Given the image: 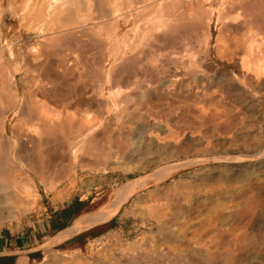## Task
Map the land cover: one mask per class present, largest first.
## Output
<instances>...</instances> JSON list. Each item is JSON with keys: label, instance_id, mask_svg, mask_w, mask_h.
Here are the masks:
<instances>
[{"label": "rangeland", "instance_id": "rangeland-1", "mask_svg": "<svg viewBox=\"0 0 264 264\" xmlns=\"http://www.w3.org/2000/svg\"><path fill=\"white\" fill-rule=\"evenodd\" d=\"M162 1L72 0L67 4L58 1L61 13L54 20L55 25L47 20L44 27H40L34 22H22L28 11L25 0H0V135H4L0 141L6 140L2 144L0 142L1 151L11 153L12 140L19 150L23 144L30 145L32 139L42 136L39 122L29 117V113L36 109L43 113L45 111L48 118L66 117L67 110L55 104L52 98L56 99L59 90L63 91V88L73 84L71 88L76 89L74 100L84 97L86 105L84 103L80 108L69 109V113L76 112L78 120L88 114L92 115L91 119L94 118L89 125L86 123L87 128L79 127L74 130L77 131L73 136H68L81 139L84 131L94 126L93 123L96 125L104 119L105 128L113 129L115 123H112L117 116H121L122 110L114 111L107 104V95L113 89L114 82L109 83L102 73L111 68H120L122 64L119 59L122 56H136L139 61L158 66L161 63L155 60L160 55L172 56L173 60L166 68L176 72L175 75L183 76L178 83L184 87L179 98L164 102L165 107L173 105L174 111L166 116L171 119V130L160 118H150L147 123L143 118L145 112L135 110L141 99L137 97L139 92L134 89V84L137 85L142 79L136 76L138 69H131V89L125 92L132 97L127 102V96L123 94L117 98V102L121 107L129 106L132 109L122 114L128 116L127 120H123L126 123L121 128L114 126L117 129L113 134L114 139L125 140V143L128 140L124 145L126 147L116 145L113 140H105L106 156L98 161L83 153L79 161L67 162V171L58 179L55 175L40 178L32 172L31 165L18 161V166L22 167L19 169H24L25 174L20 176L19 169L16 174L20 180L29 183L32 193L28 194L29 198L22 206H18L21 209L17 207V213L11 214V202H8L7 210L0 215V227L25 223L27 226H21L20 230L22 232L24 227L31 229L33 240L26 250L35 249V252L29 256L24 253L15 256L11 264H43L49 249L67 259L82 256L92 262H116L117 258L119 262L124 259L122 256L131 258L128 246L136 241L141 243L151 233L148 219L141 214L143 204L137 201V196L121 206L119 211L117 209V215L110 222L92 227L80 238L55 245L53 238L62 228L75 225V220L98 214L99 210L102 212L113 199L115 191L142 175L141 172L127 173L125 169L143 164L153 151L156 153L157 150L180 145L183 153L193 148L197 151L208 148L214 153L247 156L264 150V74L259 76L254 71L248 72L242 66V60L253 42H258L253 43V61L264 60V0ZM165 2L169 3L168 6ZM65 12L74 15L68 25L64 20L68 15L66 13L65 16ZM153 18L168 22L159 31L153 30L150 37L140 43L142 32L146 26H150L149 21ZM218 19L221 24L217 27ZM70 28L71 32L68 30ZM123 87L126 88L125 85ZM199 108L205 111H219V108L226 111L229 108L227 112L231 113L234 127L229 126L230 121L228 127L224 123L223 128L216 130L215 123L201 124ZM43 149L38 147L35 155H42ZM0 185L4 187V184ZM67 188L71 189L69 197L56 201L53 196ZM10 195L11 189L0 190V198Z\"/></svg>", "mask_w": 264, "mask_h": 264}, {"label": "bare ground", "instance_id": "bare-ground-1", "mask_svg": "<svg viewBox=\"0 0 264 264\" xmlns=\"http://www.w3.org/2000/svg\"><path fill=\"white\" fill-rule=\"evenodd\" d=\"M25 1L28 11L25 12L22 22H34L40 27H44L47 20L53 24L57 16L60 15L61 12L59 13V11L61 9L58 10L60 6L58 1H60V3L63 1L66 4L67 2L72 3V0ZM146 1L155 2L156 0H145V2ZM165 4L167 3L165 2ZM66 13L67 12H65V16L68 15L64 20L67 21L68 25L74 15L71 12ZM160 15L159 18H162V15ZM211 16L212 19H214L213 13ZM166 22L168 21L165 20L164 22L163 19L156 18L149 21L150 26H146L145 31L142 32L143 36L140 37L142 40L139 38L141 41L140 43L146 40L147 37L153 33V30L156 32L162 29L160 27L164 23L167 24ZM212 22L211 20V24H213ZM217 22L218 27L221 24L220 19H218ZM52 30H55V28L52 27ZM68 30L71 32L72 28ZM253 43L256 44L258 42ZM253 43L248 47L249 52L247 51V56L243 58L242 66L248 72L254 71L260 76L264 74V60L258 62L253 61ZM260 45L261 43H259V46ZM65 60L67 59L65 58ZM119 60H121L122 64L120 68H111L108 71L104 70L102 73L109 83L114 82L112 84L113 89L107 95V104L110 105V107L112 106V110L114 111L122 110L120 111L122 114L132 109V107L129 106L121 107V104L117 102V98L126 94L127 97L125 98L128 102V99L132 97L125 91L131 89V85L129 84V81H131L130 78L132 77L130 75V70L138 69L139 73L136 76H140L142 81L140 80V82L136 83L137 85L134 84V89L139 92L137 97L141 99V102L137 104L135 110H143L145 112H143L146 115L143 114L145 116L143 117L145 121L150 118L155 120L158 118L163 119L168 129L171 130L169 128L171 119L169 120L166 116L167 114H171L174 109L172 108L173 105L165 107L164 102L179 98L180 93L184 89L182 85H179L181 83H178L182 81L183 76L175 75L176 72L166 68V66L171 64L173 57L160 55L155 60L161 63L160 66L139 61L140 59L136 56L129 58L122 56ZM50 70L52 71V69ZM71 70L73 71V69ZM168 78H170V81ZM73 85L67 86L68 88L66 89L63 88V91L59 90V95L55 93L58 95V97L55 96L57 97L56 99L52 98L54 93L51 97L55 104L67 110L66 117H63V119L62 117H59L60 119L48 118L45 111L44 113L46 114L40 110L36 111L37 109L35 110L33 106L29 105L35 110L29 113V117L31 120L39 122L38 128L42 136H40V138L38 137L36 140L32 139L30 145L23 144L19 150L11 139L13 141L9 140L11 142H9L11 144H9L11 146V153L0 150V184H4V187L0 185V190L11 189L10 196H7V198H0V215L5 213L7 204L10 202L11 214L13 212H19L18 208L20 207L18 206H22L25 200L29 198L28 194L31 192L32 188L29 183L27 184V182L20 180L18 174H16L17 169L22 168L20 165L18 166V161H24L31 165L30 169L32 172L40 178L55 175L58 179L67 171L69 167L67 162L71 160L77 161L81 155H84L83 153L87 154L89 157L91 156V158L94 157V159L98 161L106 156L107 149L104 145L105 140H108V142L113 140L116 145L123 146L127 143L128 140L125 143V140L114 139L113 137L115 129H117L114 128V126L121 128L124 123H126L123 122V120L124 118L127 120L128 116L122 114L121 116H117L116 121H113V123L111 122L112 124L115 123L114 126L112 125L113 129H111L112 127L105 128V119L100 121L97 120L98 122H96L98 124L96 123L95 125L93 123L94 126H90L91 128L87 130L84 129L86 132L84 131L81 135V139L77 136L80 140H77L76 137L68 136L75 133L77 130L75 132L74 130L79 127L80 129L84 127L87 128V126H85L86 123L89 125L94 118L91 119L90 117L92 115L88 114L86 117L84 116L85 118L82 117V119L78 120V114L76 112L69 113V109L80 108L86 102L84 97L83 99L81 97V100L79 99L78 101L74 100L76 89L74 90L71 88ZM123 85H125L126 88L123 87ZM192 87L193 86H191V88ZM102 94L105 95L104 92ZM153 99H155V101ZM84 105H86V103ZM219 107L224 108L221 106ZM41 108L40 105L39 109ZM220 108L219 111H205L204 108H199L200 114L198 117L201 118L200 121V118L197 117L199 122L204 125L208 122L209 124L215 123V130L223 128L222 126L224 123V126L228 127L227 123L232 121L230 118L231 113L227 112L229 108H227L228 110L226 109V111H220ZM42 110H44V106ZM25 117L27 118V115ZM27 120H29V118ZM218 121L222 123H218ZM262 121L264 122V117ZM29 123H31V121ZM229 124L232 128V122ZM1 125L2 124H0V126ZM224 129L227 128L225 127ZM100 130L103 132L97 133ZM189 130H191V128ZM228 132L229 131H227V133ZM198 134L201 135V133ZM185 135H187L186 131ZM173 137L169 138L172 139ZM179 138L181 137L179 136ZM1 139H4L3 134L0 135V140ZM4 141L6 142V140ZM25 141H27V139ZM38 147H44L45 150L43 149L42 155H35L34 151L37 150ZM179 147L173 145L162 150H157L156 153L153 151L143 164H139L130 169L126 168L125 170L127 173L133 174L135 172H141L142 175L129 180L115 191L113 199L102 212L99 210L100 213L97 212L98 214L89 216L82 223H77L74 229L62 234H66L65 237L69 234L74 235L80 231L88 230L95 225L106 222L101 221L108 218L117 209L120 210L121 206L134 196H137V201L143 204L141 214L148 219L151 233L142 239L141 243L136 241L129 246L127 245V250L132 253L131 258L122 256L124 259L119 262L118 258L116 262L112 260L92 262L82 258V256H79V258L74 257L67 259L66 256L61 257L49 251L50 249L48 248L49 250H47L48 252L45 254L43 264H264V150L255 155L233 156L226 155L222 152L214 153L215 151L212 152L208 148L197 151L193 150L194 148L192 146L193 149H189L183 153ZM122 149L121 151H123ZM18 171L21 172L20 176H24V169H19ZM15 206L17 210L14 208ZM13 208L15 210H13ZM62 235L60 236L62 237Z\"/></svg>", "mask_w": 264, "mask_h": 264}, {"label": "crops", "instance_id": "crops-1", "mask_svg": "<svg viewBox=\"0 0 264 264\" xmlns=\"http://www.w3.org/2000/svg\"><path fill=\"white\" fill-rule=\"evenodd\" d=\"M70 192H71V189L67 188V189H64L63 191L56 193L55 196H53V197L56 201L61 200V199H66L67 197H69ZM118 211L113 213L112 215H110L108 218L103 219L101 221V222H104V221H106V222H104V223L100 222V223L106 224V223L110 222L112 220V218H114L117 215ZM87 218L88 217H85V218L80 219V220L79 219L75 220L76 224L79 222L82 223ZM75 225L66 226L65 228H62L61 230L57 231L55 238H53L55 240L53 242L54 245L57 243L64 244L66 242H71L77 238H80L87 231L91 230V229H88L85 231H80L79 233H76L74 235L69 234L66 237H65L66 234L62 235L65 232L67 233L70 230L74 229ZM21 226H27V225L25 223H21L19 225H12V226L10 225V226L0 227V258H11V263L15 259V256H18V255L23 254V253L29 256L35 252L34 251L35 249L26 250L27 248L30 247V243L33 241L31 229H26V227H24L23 231L21 232V230H20ZM95 226H97V225H95ZM29 228H31V227H29ZM49 229H50V227H49ZM60 235H62V237H64V238H62Z\"/></svg>", "mask_w": 264, "mask_h": 264}, {"label": "trees", "instance_id": "trees-1", "mask_svg": "<svg viewBox=\"0 0 264 264\" xmlns=\"http://www.w3.org/2000/svg\"><path fill=\"white\" fill-rule=\"evenodd\" d=\"M0 264H11V258H0Z\"/></svg>", "mask_w": 264, "mask_h": 264}, {"label": "built area", "instance_id": "built-area-1", "mask_svg": "<svg viewBox=\"0 0 264 264\" xmlns=\"http://www.w3.org/2000/svg\"><path fill=\"white\" fill-rule=\"evenodd\" d=\"M187 1H190V0H187Z\"/></svg>", "mask_w": 264, "mask_h": 264}, {"label": "water", "instance_id": "water-1", "mask_svg": "<svg viewBox=\"0 0 264 264\" xmlns=\"http://www.w3.org/2000/svg\"><path fill=\"white\" fill-rule=\"evenodd\" d=\"M91 229V228H90Z\"/></svg>", "mask_w": 264, "mask_h": 264}]
</instances>
